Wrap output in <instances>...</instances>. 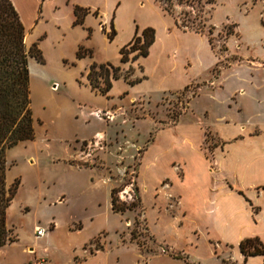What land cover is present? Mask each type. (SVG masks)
I'll return each instance as SVG.
<instances>
[{"label": "rangeland", "instance_id": "374dc122", "mask_svg": "<svg viewBox=\"0 0 264 264\" xmlns=\"http://www.w3.org/2000/svg\"><path fill=\"white\" fill-rule=\"evenodd\" d=\"M11 1L27 49L36 44L43 61L29 59L35 139L6 154L7 184L18 187L7 215L17 242L0 248V264H244L236 262L232 245L198 228L207 222L197 212L210 174L187 142L173 146V135L164 131L180 125L178 137L196 143L198 126L214 199L223 190L243 192L253 213L264 210V187H245L222 165L236 157V145L264 140L263 51L245 52L236 25L248 38L252 16L244 17L233 0ZM77 6L91 12L75 26ZM157 7L180 30L206 37L218 62L184 90L113 104L125 84L115 85L114 101L93 91L90 62H119L118 46L128 42L135 23L164 27L168 20ZM113 30L118 34L111 41ZM139 66L136 61L122 71L131 70L134 79ZM182 160L192 168L190 182L180 185L185 168L171 162ZM115 189L129 206L125 212L112 209ZM137 196L139 206L131 208ZM39 228L46 230L42 237Z\"/></svg>", "mask_w": 264, "mask_h": 264}, {"label": "crops", "instance_id": "0c3cea01", "mask_svg": "<svg viewBox=\"0 0 264 264\" xmlns=\"http://www.w3.org/2000/svg\"><path fill=\"white\" fill-rule=\"evenodd\" d=\"M233 4L237 8L244 9V17L252 16V29L250 31L247 30L248 38L243 35L242 25L238 22L236 23L241 39L240 47H244L245 52L249 51L248 48L255 49V46L261 47L263 53L260 55L264 56V24L262 21L264 0H233ZM119 6L120 4L115 9V18L119 11ZM157 12L158 15L168 20L166 25L161 29L154 26L156 28L154 29L148 26V24H141L137 27L135 23L133 33L128 42L125 45L118 46L119 62L115 63L108 58L100 61L92 60L90 62V65L93 63H110L121 68L127 64H133L136 62L133 61L135 54H132L133 56L130 55L132 56L130 61L124 63L120 54L121 49L134 39L136 33H138V36H141L147 28L155 30V42L149 49V55L147 57H140L137 60L138 62L140 61V69L137 73L135 72L134 79L139 78L142 81L135 85H130L123 79L113 81L112 89L106 95L108 100L114 101L116 95L112 96V94L115 93V85L118 82L125 84L124 88L117 92L116 97L119 102H112L113 104L119 103L121 105L125 101L133 102L141 99H150L151 97L154 99V97H162L170 92L184 90L194 82L200 81L198 80L200 78L198 75L204 72L208 73L218 62V58L211 49L206 37L197 33L180 30L173 18L159 7H157ZM117 34L116 32V36ZM236 41L232 39L231 43L236 45ZM208 61L209 63L206 65ZM179 128L180 125L174 130L169 129L164 131V134L170 132L173 135V146L178 144L179 139L182 145L188 143L192 147L193 155L199 158L210 174L209 182L204 186L205 190H203L205 198H203L201 209L197 212L207 222L198 228L211 240L222 242L225 245H232L236 262L243 261L244 264H264V256H254L245 259L240 249L241 242L246 239L259 238L264 244V221L261 217L264 210L260 213H253L246 204L244 197L239 193L241 197L235 196L232 191L227 192L223 190L219 197L214 199L212 195L213 180L209 170V163L199 149L201 130L197 126L198 140L196 143H193L192 140L184 136L178 137ZM99 134L103 135V133ZM231 134L235 135L236 130H232ZM158 145L156 144L151 147L146 157ZM232 150L236 153V157L231 161L222 162L224 169L229 173L239 176L242 184L247 188L264 187V140L248 144V146L246 143L236 145ZM175 163L182 164L186 171L185 177L182 180H178L177 183H180V185L189 183L191 178V171L189 173V169L192 168L190 161L182 160L179 163L173 161L171 162L172 167ZM259 200H264V193L259 197ZM182 204L184 211L188 214L184 207L183 199ZM235 205H239V207H235ZM199 206L197 207L200 208ZM218 208L221 209L219 219L217 217Z\"/></svg>", "mask_w": 264, "mask_h": 264}, {"label": "trees", "instance_id": "16d2710c", "mask_svg": "<svg viewBox=\"0 0 264 264\" xmlns=\"http://www.w3.org/2000/svg\"><path fill=\"white\" fill-rule=\"evenodd\" d=\"M168 1V0H166ZM90 9L75 7V26L83 25ZM94 15L98 16V12ZM116 36H109L112 41ZM155 42V30L147 28L141 36H136L120 54L122 62L130 61V55L135 54L133 61L147 57L149 49ZM78 52L82 58L84 54ZM31 57L43 61L41 51L35 44L31 49L26 47V29L21 17L11 0H0V248L17 242L8 226V209L17 193V186L7 184V151L20 143L35 139L34 119L31 105L29 59ZM132 71L123 73L121 67L110 63L90 65L87 78L93 91L106 96L112 89L113 81L124 79L130 85L142 80L132 79ZM117 190L112 192V209L115 213L128 210L125 203L116 197ZM243 195V192H239ZM136 203L131 208L139 206ZM241 252L248 257L264 256V244L259 238L246 239L240 244Z\"/></svg>", "mask_w": 264, "mask_h": 264}, {"label": "built area", "instance_id": "2783aa9c", "mask_svg": "<svg viewBox=\"0 0 264 264\" xmlns=\"http://www.w3.org/2000/svg\"><path fill=\"white\" fill-rule=\"evenodd\" d=\"M96 116H97L99 119H101V120H103V118H104V117H102L101 114H99V113H96ZM45 234H46V230H43V229H40V228L37 229V235H38L39 237H42V236H44ZM35 264H46V262L40 259V260L36 261Z\"/></svg>", "mask_w": 264, "mask_h": 264}]
</instances>
